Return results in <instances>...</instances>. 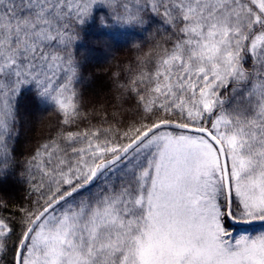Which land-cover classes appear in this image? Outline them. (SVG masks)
<instances>
[{
  "label": "snow or ice",
  "instance_id": "1",
  "mask_svg": "<svg viewBox=\"0 0 264 264\" xmlns=\"http://www.w3.org/2000/svg\"><path fill=\"white\" fill-rule=\"evenodd\" d=\"M149 13L160 40L86 111L83 27ZM28 87L60 121L25 161L29 205L0 216V264H264V231L225 227L264 223V0H0V178Z\"/></svg>",
  "mask_w": 264,
  "mask_h": 264
},
{
  "label": "trees",
  "instance_id": "2",
  "mask_svg": "<svg viewBox=\"0 0 264 264\" xmlns=\"http://www.w3.org/2000/svg\"><path fill=\"white\" fill-rule=\"evenodd\" d=\"M105 8L97 9V18L105 16ZM148 36L142 28L119 31L101 27L98 19L83 27L76 44L77 60L82 66V82L77 88L83 95L86 111L112 103L115 92L113 73L120 72L121 79L124 78L128 67L134 66L137 56L146 50ZM134 42L138 43L139 49ZM124 107H132L131 102ZM59 121V114L43 110L35 96L20 101L15 122L18 133L10 146L15 157L14 170L0 178V201H3L0 216L15 218L20 207L29 205L31 184L25 173V161L41 144L54 136Z\"/></svg>",
  "mask_w": 264,
  "mask_h": 264
},
{
  "label": "rangeland",
  "instance_id": "3",
  "mask_svg": "<svg viewBox=\"0 0 264 264\" xmlns=\"http://www.w3.org/2000/svg\"><path fill=\"white\" fill-rule=\"evenodd\" d=\"M103 13V12H102ZM105 14V16H110L111 15V9L110 8H105V13H103V15ZM149 24L142 28L143 29V33L148 36L147 39V48L145 51L142 52V55L147 52L150 48L153 47L154 43L158 40H160L161 38V33H163L164 29L167 27L166 25L162 24L161 22V18L149 13ZM107 29H118L119 31H128L127 29L123 28L122 26H116L113 25L112 27H104ZM157 29H159V31H157ZM31 96H35L34 94V90L31 87H28L24 90L21 101L27 97H31ZM41 106L43 110L46 111H55L57 112L56 109H54L50 104H45L43 102H41ZM58 113V112H57ZM17 129H16V125H15V132L12 136V139L10 141V146L12 145L13 141L15 140V138L17 137ZM229 222L227 221V219L225 220V227L227 228L228 232L231 234L232 237H239L240 235H256L259 234L261 231H264V224L263 225H258V226H252V227H234L232 225H227Z\"/></svg>",
  "mask_w": 264,
  "mask_h": 264
},
{
  "label": "water",
  "instance_id": "4",
  "mask_svg": "<svg viewBox=\"0 0 264 264\" xmlns=\"http://www.w3.org/2000/svg\"><path fill=\"white\" fill-rule=\"evenodd\" d=\"M228 222L232 226H237V227H252V226H258V225H263L264 223L261 222H251V223H245V222H234L231 219H228Z\"/></svg>",
  "mask_w": 264,
  "mask_h": 264
}]
</instances>
